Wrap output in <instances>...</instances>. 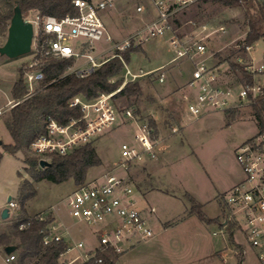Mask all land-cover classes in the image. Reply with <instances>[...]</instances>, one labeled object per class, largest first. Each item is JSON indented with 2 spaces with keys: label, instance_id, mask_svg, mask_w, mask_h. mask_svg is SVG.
Masks as SVG:
<instances>
[{
  "label": "rangeland",
  "instance_id": "374dc122",
  "mask_svg": "<svg viewBox=\"0 0 264 264\" xmlns=\"http://www.w3.org/2000/svg\"><path fill=\"white\" fill-rule=\"evenodd\" d=\"M113 2L114 8L104 13L107 31L113 42L124 41L141 25V20L157 16L152 0ZM258 2L264 7V0ZM138 5H142L143 12H136ZM248 11L250 14L256 13L255 10H248L243 6L229 7L198 0L172 16L168 32L151 38L139 51L131 54L128 67L133 73L139 74L141 70L154 73L127 82L140 86V96H123L113 100L121 116L124 110L130 109L142 122L151 124L152 120L155 121V137L159 143L155 148L156 158L133 166L129 174L131 181L135 185L138 184L147 201L156 209L154 217L148 216L156 236L141 242L131 251L130 264H165L162 263L161 253L168 255L170 264H239L240 260H243L242 264H260L255 251L249 248L234 224L230 223L227 229L221 226L226 219L227 209L216 198L226 194L243 177L236 161L235 149L245 135V130L241 126L227 125L226 118L219 113L194 118L187 109L185 99L192 66L182 60L170 64L177 55V49L170 42L173 35L186 41L202 40L207 52L199 59L209 57L207 63L219 68L221 84L238 87L240 75L233 71L230 63H251L249 56L244 55L238 48L250 30ZM35 14L36 12L30 13L28 18H33ZM220 28H224V31ZM7 36L8 32L0 34V46L5 44ZM113 42L105 38L95 42V55L111 48ZM113 51L107 52L103 58L111 56ZM251 55L256 66L263 63L264 39L254 44ZM32 57L31 52L17 58L0 54V107L4 108L9 101H14L12 88L18 80L19 69ZM240 57L242 62L238 60ZM85 61V58H82L79 63ZM161 73L165 74L163 83L158 80ZM116 79L124 80L123 73ZM127 83L124 84L123 81L120 88L125 87ZM40 84L37 86L38 91L43 87ZM247 113L248 111L243 112L244 115ZM9 116L10 110L0 119V152L3 153L0 162V235L11 233L13 225L22 218L20 206L25 194L21 191L23 182L31 183L37 191L26 203L29 214L47 213L48 217L49 212L54 211L67 225L73 223L75 220L69 214L68 197L80 185L75 184L73 180L60 184L47 180L34 181L33 176L41 169H27L24 160L39 157L25 146L15 154L3 150V145L13 143L6 126ZM239 118L240 116L236 119ZM178 119L184 128L181 132ZM175 127L178 129L177 134H172V128ZM133 130L130 122L122 117L116 128L91 142L102 159V165L89 170L84 184L99 180L106 172L119 165L120 146L123 142L133 140ZM47 161L50 162L51 157L47 158ZM114 173L124 175L121 169L114 170ZM187 194L197 199L198 203L195 201V204L202 205V211L208 217L218 219V223L204 224L197 221L196 217L190 218L192 203ZM10 197L18 203L19 209H12L10 218L2 220V212L9 208ZM193 222H198V232ZM164 223L173 225L170 230L162 233ZM69 229L72 236L66 235L67 230L64 227L61 232L70 240L71 245L78 243L82 235L90 230L85 225H72ZM214 232L218 235H214ZM230 233L233 234L232 239ZM1 250L3 258L8 256L3 248ZM196 250L198 262L192 256ZM213 251L214 256H211ZM216 251L222 252V259L215 254ZM20 254L21 250L16 253L14 264H20ZM0 264L13 262L5 263L0 257Z\"/></svg>",
  "mask_w": 264,
  "mask_h": 264
},
{
  "label": "built area",
  "instance_id": "2783aa9c",
  "mask_svg": "<svg viewBox=\"0 0 264 264\" xmlns=\"http://www.w3.org/2000/svg\"><path fill=\"white\" fill-rule=\"evenodd\" d=\"M196 1L198 0H152L157 16L141 20V25L122 42H113L104 19L106 10L114 8L113 0H73L76 15L68 14L57 18L36 13L33 18H26L34 28L31 51L33 57L26 66L29 92L26 98L38 92L37 86L44 77L40 66L47 59H74L75 63L68 73H74L80 78L89 76L102 64L116 57L124 63V84L153 74L154 72L142 70L139 74L133 73L120 52L130 47H142L151 38L164 35L170 30L172 16ZM143 11L142 5L136 7V12ZM220 30L224 31V28ZM104 38L113 42V46L96 56L94 43ZM170 42L177 49V55L170 64L182 60L192 66V74L187 81L188 93L185 95L189 113L194 118L219 113L226 118L227 125L241 126L245 130V135L235 149L236 161L243 178L224 194L223 204L227 213L222 225L225 229L230 223L234 224L249 248L255 251L259 263L264 264V121L255 108L259 97H264V80H261L264 79V61L256 66L251 55L254 45H239L238 48L241 50L244 47L242 53L251 60V63L241 66L253 76L254 82H243V78L239 77L238 87H228L220 82L219 68L207 63L209 57L199 59L207 52L202 40L186 41L173 35ZM111 50H114L112 55L103 58ZM82 58L86 61L79 63ZM238 60L242 62L241 57ZM158 80L163 83L165 74L161 73ZM120 90L121 88L112 93H102L94 100L73 97L69 100V106L80 109L81 117L70 119L66 124L48 118L44 131L29 146L40 161H47L52 155L65 156L91 143L116 128L122 117L134 129L133 140L123 142L120 146L119 165L106 172L99 180L80 185L68 197L70 216L93 229L97 245L88 247L83 241L71 245L58 233V226L54 223L49 226L43 245L47 247L61 241L67 244L59 264H85L98 254L108 255L109 250L121 255L130 247L155 236L144 209L138 206L135 195L137 187L129 174L133 166L156 158L155 148L159 141L155 137L156 129L150 122L140 121L130 109L124 110L121 116L113 100ZM19 103L20 101H9L6 107H0V119L6 111ZM244 111L248 113L244 115ZM235 115L240 118L236 119L238 116ZM177 131L176 127L172 128L173 133ZM117 169H121L124 175L114 173ZM8 206L10 210L19 209L18 203L13 200ZM150 212L154 213L155 208L150 207ZM46 214L38 215V218L45 220ZM26 225L22 224L20 228H25ZM214 235L218 233L215 232ZM15 260V254L6 258L8 263ZM98 261L101 262V259Z\"/></svg>",
  "mask_w": 264,
  "mask_h": 264
},
{
  "label": "trees",
  "instance_id": "16d2710c",
  "mask_svg": "<svg viewBox=\"0 0 264 264\" xmlns=\"http://www.w3.org/2000/svg\"><path fill=\"white\" fill-rule=\"evenodd\" d=\"M206 1L223 6H243L248 10H255V14L247 12L250 30L242 44L243 46L254 45L259 40L264 39V7L259 4L258 0ZM16 9L21 11L24 19L33 12L57 18H63L68 14L76 15L77 13L73 0H0V34L8 32ZM141 48V46L130 47L120 53L128 64L131 54ZM241 50H244V47ZM74 63L75 60L71 58L44 60L40 66L44 76L40 84L43 86L42 90L28 98H26L29 92L25 76L27 63L19 69L18 80L12 88V97L14 101H20V103L10 110V116L6 123L13 143L3 145L5 152L15 154L24 146L29 147L32 141L44 131L45 122L48 118L61 124H66L70 119L80 118L81 110L69 106V100L73 97L81 96L88 100H94L102 93H112L118 90L124 81L123 79H116L124 70V63L117 57L105 62L85 78H80L74 73H68L69 68ZM230 66L234 72L243 78V82H254L253 76L249 75L243 66L236 63H230ZM140 95L141 88L137 83H127L114 98L123 96L130 98ZM255 108L264 121V97H259ZM151 124L157 128L155 121L152 120ZM2 158L3 153L0 152V162ZM24 162L27 169L40 167V172L33 176L34 181L47 180L60 184L73 180L77 185L86 182L87 174L91 168L102 165V159L92 143L86 144L65 156L52 155L50 165L45 168H41L38 158L25 159ZM21 191L25 193L20 206L22 218L13 225L11 233L0 235V248L4 249L7 246L15 245L17 250L13 254L16 255L21 250L20 264H59L60 256L67 248L66 242L61 241L47 247L43 245V238L49 232V226L54 223L53 217L49 214L45 220H40L38 215H29L26 203L36 195L37 191L29 182H23ZM187 196L192 203L191 214H197L198 218L205 223H218V219H210L204 214L201 206L195 204V199L190 194ZM223 197L224 195L217 197L222 204ZM22 224L27 225L21 229ZM221 226L223 227V225ZM229 226L225 228L227 229ZM230 238H233L232 233H230ZM119 256L109 250L108 255L98 254L96 258L85 264H115ZM98 259H101V262ZM242 261L240 260L239 264H242Z\"/></svg>",
  "mask_w": 264,
  "mask_h": 264
},
{
  "label": "crops",
  "instance_id": "0c3cea01",
  "mask_svg": "<svg viewBox=\"0 0 264 264\" xmlns=\"http://www.w3.org/2000/svg\"><path fill=\"white\" fill-rule=\"evenodd\" d=\"M138 28V27H137ZM130 36V35H129ZM129 38V37H128ZM126 40V39H125ZM172 61V60H171ZM178 123H179V125H180V129H179V131L181 132L184 128H183V126H181V124H180V121H179V119H178ZM172 134H175V133H173L172 132ZM177 134V133H176ZM1 142V141H0ZM145 168L147 169V167L145 166ZM148 170V169H147ZM149 174H151L150 172H149ZM19 176H21V174H19ZM151 176H152V174H151ZM243 177H241L238 181H237V183L239 182V181H241V179H242ZM236 184V183H235ZM136 187H137V190H136V194L139 196V198H137L136 197V199H137V201H138V206L141 208V209H144V212H145V215H146V217L148 218V216H150V217H154V215H155V213H156V209H155V212L154 213H151L150 212V207H153V206H151V204L147 201V199L145 198V194L142 192V190H141V188L138 186V184L136 185ZM224 195V194H223ZM219 196V195H218ZM217 196V197H218ZM216 197V198H217ZM195 199V198H194ZM195 201L198 203V200L197 199H195ZM201 206V209H202V205H200ZM155 208V207H154ZM11 211V210H10ZM12 213V212H11ZM50 214H51V216L53 217V219H54V224L56 225V226H58V233H60L61 235H63L64 236V238L66 237V235L68 234V235H73L72 234V231H70V227L72 226V225H76V226H80V225H85V224H83V223H81V222H78L77 220H75L74 218V220L75 221H73V223H70L69 225H67V223H66V221L65 220H63L62 219V217L61 216H59L58 215V213L56 214L54 211H51V212H49ZM39 214V213H38ZM205 214V213H204ZM29 215H31V214H29ZM206 215V214H205ZM31 216H34V215H31ZM207 216V215H206ZM189 217L190 218H193V217H196L197 218V221L199 220L201 223H204L205 224V222H203V221H201L199 218H198V216H197V214H195V213H189ZM208 217V216H207ZM208 218H210V219H215V218H211V217H208ZM150 221V220H149ZM194 223V225H195V229H196V231L198 232V222H193ZM208 224V223H207ZM173 224H170V223H164L163 224V229L164 230H162V233L163 232H167L168 230H170V228H171V226H172ZM86 226V225H85ZM63 227L65 228V230H67V232H66V235L63 233V232H61L62 231V229H63ZM88 227V226H87ZM89 231L88 232H86V233H84L83 235H82V238L80 239V241H83V242H85L86 244H87V246L88 247H94V246H96L97 245V238H96V236H95V234H94V231H93V229L92 228H90L89 227ZM154 230V229H153ZM215 233V232H214ZM213 233V234H214ZM156 236V235H155ZM154 236V237H155ZM154 237L152 238V239H154ZM65 240L68 242V243H71L70 242V240L69 239H66L65 238ZM79 241V242H80ZM140 243H138V244H136V245H134V246H132V247H130L129 249H127L123 254H121L119 257H118V259L116 260V262H115V264H130V262H129V260H131L130 259V257H131V251H133L135 248H136V246L137 245H139ZM2 250H1V248H0V252H1ZM221 253L222 252H220V251H216L215 252V254L220 258V259H222L221 258ZM160 255H162V263H165V264H170V260H169V258H168V255L166 254V253H161ZM192 256L195 258V260L198 262V252H197V250H196V252H194V253H192ZM211 256H214V251L213 252H211ZM0 257L2 258V261H5V263H8V262H6V258H7V256H5V258H3L2 256H1V253H0ZM127 258H128V260H127ZM14 262L15 261H13V264H14ZM11 263V262H10ZM176 264H177V262H176Z\"/></svg>",
  "mask_w": 264,
  "mask_h": 264
},
{
  "label": "water",
  "instance_id": "95a60500",
  "mask_svg": "<svg viewBox=\"0 0 264 264\" xmlns=\"http://www.w3.org/2000/svg\"><path fill=\"white\" fill-rule=\"evenodd\" d=\"M34 37L33 24L23 18L21 11L16 9L13 18L11 19L8 28V36L4 45L0 46V54L8 58H17L32 51ZM2 145V142H0ZM50 163L46 160L40 161L41 168L49 166ZM10 197L8 201L10 202ZM11 216L10 208H5L2 212V220H7ZM17 250L15 245H10L4 248V251L10 255Z\"/></svg>",
  "mask_w": 264,
  "mask_h": 264
}]
</instances>
